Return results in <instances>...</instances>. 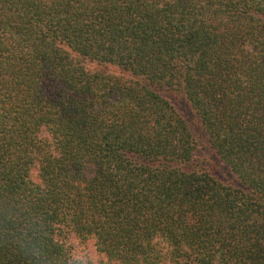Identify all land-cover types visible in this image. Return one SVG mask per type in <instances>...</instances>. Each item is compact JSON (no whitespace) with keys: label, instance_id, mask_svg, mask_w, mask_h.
Returning a JSON list of instances; mask_svg holds the SVG:
<instances>
[{"label":"trees","instance_id":"1","mask_svg":"<svg viewBox=\"0 0 264 264\" xmlns=\"http://www.w3.org/2000/svg\"><path fill=\"white\" fill-rule=\"evenodd\" d=\"M0 264H264V0H0Z\"/></svg>","mask_w":264,"mask_h":264},{"label":"rangeland","instance_id":"2","mask_svg":"<svg viewBox=\"0 0 264 264\" xmlns=\"http://www.w3.org/2000/svg\"><path fill=\"white\" fill-rule=\"evenodd\" d=\"M190 125H192L191 131L196 139L193 154L194 161L205 165L206 169L211 170V172L218 178H221L223 180L229 179L231 175L227 173V170L216 159H213L212 154L206 147L205 142L201 138V135L199 133L200 131L197 126L196 120L192 119ZM69 239L73 243V251L76 255L85 256L92 261H95L99 258L90 242H86L80 245L77 244L72 237Z\"/></svg>","mask_w":264,"mask_h":264}]
</instances>
